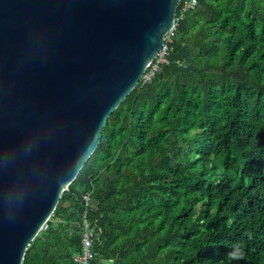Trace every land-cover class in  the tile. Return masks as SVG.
<instances>
[{
	"label": "trees",
	"instance_id": "16d2710c",
	"mask_svg": "<svg viewBox=\"0 0 264 264\" xmlns=\"http://www.w3.org/2000/svg\"><path fill=\"white\" fill-rule=\"evenodd\" d=\"M168 61L110 114L22 264H76L87 193L91 264H264V0H196Z\"/></svg>",
	"mask_w": 264,
	"mask_h": 264
},
{
	"label": "water",
	"instance_id": "95a60500",
	"mask_svg": "<svg viewBox=\"0 0 264 264\" xmlns=\"http://www.w3.org/2000/svg\"><path fill=\"white\" fill-rule=\"evenodd\" d=\"M180 1L0 0V264H22Z\"/></svg>",
	"mask_w": 264,
	"mask_h": 264
},
{
	"label": "built area",
	"instance_id": "2783aa9c",
	"mask_svg": "<svg viewBox=\"0 0 264 264\" xmlns=\"http://www.w3.org/2000/svg\"><path fill=\"white\" fill-rule=\"evenodd\" d=\"M195 5L196 0H187L183 3L179 12V17L175 19L174 27L166 34L161 50L148 65L142 76L141 81L143 83L150 82L155 75L162 70L163 66L168 65L170 44L172 43V36L176 28V23L181 20L185 14L192 11ZM82 206L80 220L73 224L80 229V251L74 256L73 260L76 264H91L94 256V246L99 244L103 230L96 220L90 218V213L94 212L96 209V204L91 199L90 193L82 196ZM48 221L42 226L40 232L47 230Z\"/></svg>",
	"mask_w": 264,
	"mask_h": 264
},
{
	"label": "clouds",
	"instance_id": "9594fccd",
	"mask_svg": "<svg viewBox=\"0 0 264 264\" xmlns=\"http://www.w3.org/2000/svg\"><path fill=\"white\" fill-rule=\"evenodd\" d=\"M240 258H243V256H241Z\"/></svg>",
	"mask_w": 264,
	"mask_h": 264
}]
</instances>
